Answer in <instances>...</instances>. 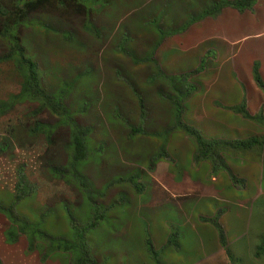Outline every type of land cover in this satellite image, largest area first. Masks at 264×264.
I'll return each instance as SVG.
<instances>
[{
    "label": "rangeland",
    "instance_id": "obj_1",
    "mask_svg": "<svg viewBox=\"0 0 264 264\" xmlns=\"http://www.w3.org/2000/svg\"><path fill=\"white\" fill-rule=\"evenodd\" d=\"M8 1L0 7L7 10ZM203 1L111 0L101 10L96 0H83L79 15L49 5L38 22L19 27L41 63L45 90L56 95L72 85L63 103L90 128L88 148L101 153L78 168L93 186L89 199L53 172L71 162L67 125L46 110L33 117L37 105L28 102L0 117V148L10 147L0 151V264H72L74 255L57 243L71 237L66 207L79 228L95 221L85 240L96 264H155L147 240L161 264H264V92L251 68L257 61L264 82V0L242 13L216 7L193 21ZM152 20L163 31L187 27L161 38ZM11 21V12L0 14V31ZM123 32L131 38L127 55L116 46ZM7 50L0 37V56ZM206 51L215 58L201 60L203 77L194 59L198 66ZM21 82L13 64L0 63V99L19 93ZM176 97L181 125L219 143L204 160L177 125ZM242 101L261 122L231 110ZM84 102L89 107L79 115ZM36 122L51 129L49 139L32 134ZM139 125L142 132L131 135ZM251 138L261 146H239Z\"/></svg>",
    "mask_w": 264,
    "mask_h": 264
},
{
    "label": "trees",
    "instance_id": "obj_2",
    "mask_svg": "<svg viewBox=\"0 0 264 264\" xmlns=\"http://www.w3.org/2000/svg\"><path fill=\"white\" fill-rule=\"evenodd\" d=\"M14 2V3H13ZM108 2H111V0H96V4L100 6L99 8L102 10V8L107 5ZM102 3V4H100ZM256 3V0H253L252 4L251 2L247 0H204L202 4V12L194 18H192L193 21H200L204 18L213 16L214 14V8L220 7L225 8L229 7L230 10L233 12L242 13L245 10L252 9L254 4ZM9 10L2 9L0 7V14L1 15H9L11 12V15L13 17V21L9 22V24H6L2 26L0 31V37H2L4 40L8 42V50L5 54L0 56V63H11L13 66L17 68V70L20 72V77L22 79L20 91L16 95H12L7 100L0 99V117H5L11 113V111L14 109L15 105L23 103H30V104H36V109L31 112L32 116L38 115L43 110L50 111L56 118L59 119V121L62 124L67 125L71 130V138H70V145L72 148V157L71 162L66 168H60L56 167L53 169V172L58 176V179H61L66 182V184H72L74 186L80 185V187L83 189V191L87 194V197L89 199L94 198V194L91 192L92 190V184L88 182L85 179H82L80 176V173L78 171L79 165L83 162L87 161L89 158V154L92 156H97V152L101 153V148H99L98 151H91L90 148H88L87 145V138L91 133V130L87 126H81L76 120L75 113H72L67 106L64 105L63 101L66 97L67 91L69 87L72 85L65 84V87L60 90L56 95H52L48 93L45 88L43 87V79H44V73L41 69V63L37 60L34 55L31 54V48L29 46H25L22 43L21 37L18 35L19 27L22 26H31V23L38 22V18H35V16L40 15L41 13H45L43 10L47 8V6H56L57 8L61 10H65L67 14L75 15L81 13V10H84L83 6V0H9ZM176 4L173 1V5ZM13 5V9L12 8ZM178 5V4H177ZM86 8V6H85ZM35 14V15H34ZM161 14V15H160ZM159 15V16H158ZM163 15V11L160 10L157 12V18ZM151 24H153L154 28L159 30V35L161 38L169 37V36H178L179 32H182L186 27L187 24L184 26L179 27L178 29H167L165 31L161 30L158 27V20H152ZM88 24H86V27ZM38 27L44 29H48V26L45 25H38ZM185 27V28H184ZM67 39L71 40V33L68 32ZM97 36H99L98 33H96ZM190 36L187 35L184 37L183 41L186 45H184V48H190L192 44L189 42ZM129 40L131 38L127 35V33L122 34L119 41L117 42V50L121 51L123 54L127 55V52L125 51V46L129 44ZM190 44V46H189ZM182 48V47H181ZM183 49L180 50L182 54L186 52V50ZM174 53H178L175 50H172ZM198 56V66L196 64V60L194 59V69H197L196 74H203V63H201V60L208 58L207 64L213 62L214 58H211L208 55V51L199 53ZM148 60L150 59V56H147ZM147 58L145 60H147ZM206 67V66H204ZM252 76L256 83V85L264 92V82L262 80L261 75L259 74V71L257 70V61H255L252 65ZM118 75V74H117ZM175 78V77H174ZM170 78V80L174 79ZM133 92L137 96L139 100L140 105V114L142 117L144 116V110H143V104L140 96L136 92L135 89H133ZM190 92H187V94ZM178 95V94H177ZM182 99L180 97H176L175 99H171L173 106L175 108V117L176 122L178 126H182V129L191 137L195 139L197 149L200 152L201 159H206L207 156H209L219 145L217 143L216 139H212L209 142H206L203 140V138L200 136V130H191L186 126L181 125L180 123V105L179 101ZM246 101H242L241 104L231 107V110L241 115L243 118L250 120V119H256L257 121H262L261 117H252L250 116L248 110H246ZM88 104L84 102L81 106V109L79 110V115L83 111H85L88 108ZM141 117V118H142ZM141 124V121H140ZM32 134L33 135H44L46 139L50 138L51 135V129L48 128L46 125H44L41 122H36L31 127ZM142 132V129L140 125L136 128H132V134L136 135ZM14 137L11 136V139ZM4 144V143H3ZM254 144H257L261 146V142H258L256 138H251L247 141L241 142L240 147L244 146V149L251 148ZM227 147L226 145H224ZM9 150V145H6V143L0 148V151L5 153ZM198 152V153H199ZM163 154V153H162ZM264 165V164H263ZM138 174L136 173V176ZM129 182L132 183L135 186L136 191L140 192V189L138 184H135L133 179H129ZM21 193H25V187L23 189H20ZM66 213L70 220V234L71 237L64 240H57L58 248L61 249L63 252H67V254H73L75 257V260L72 262V264H96L93 260H90L89 257V250L87 247V242L85 240V236L87 234H90L93 232V230L96 227L95 221L92 220L91 223H88L87 225L83 226L82 228H79V225L76 224L75 220L73 219L72 215L69 213L68 207H66ZM96 218V216H95ZM215 226V225H214ZM218 232V238L219 242L222 248L225 246V237L224 232L222 228L217 224V227L215 226ZM169 243V241H168ZM146 247L147 251L152 256L155 264H161L158 260L159 254L154 250L152 243L150 240L146 241ZM174 245V244H173ZM226 249V248H225ZM256 254L259 256L261 255V252H256Z\"/></svg>",
    "mask_w": 264,
    "mask_h": 264
},
{
    "label": "crops",
    "instance_id": "obj_3",
    "mask_svg": "<svg viewBox=\"0 0 264 264\" xmlns=\"http://www.w3.org/2000/svg\"><path fill=\"white\" fill-rule=\"evenodd\" d=\"M257 1H259V0H256V3H257ZM256 3H255V4H256ZM255 4H254V5H255ZM237 13H238V12H237ZM167 241H168V239H167ZM169 244H170V243H169ZM171 245H173V244H171ZM173 246L175 247V245H173ZM221 248H222V247H220V249H221ZM217 251H218V250H217Z\"/></svg>",
    "mask_w": 264,
    "mask_h": 264
}]
</instances>
